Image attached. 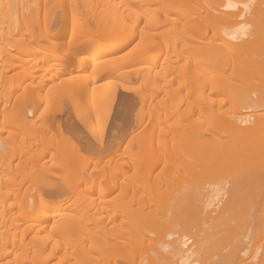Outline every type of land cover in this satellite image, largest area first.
I'll return each mask as SVG.
<instances>
[{
	"label": "bare ground",
	"instance_id": "bare-ground-1",
	"mask_svg": "<svg viewBox=\"0 0 264 264\" xmlns=\"http://www.w3.org/2000/svg\"><path fill=\"white\" fill-rule=\"evenodd\" d=\"M0 264H264V0H0Z\"/></svg>",
	"mask_w": 264,
	"mask_h": 264
},
{
	"label": "rangeland",
	"instance_id": "rangeland-1",
	"mask_svg": "<svg viewBox=\"0 0 264 264\" xmlns=\"http://www.w3.org/2000/svg\"><path fill=\"white\" fill-rule=\"evenodd\" d=\"M97 25L98 26H101L102 25V23H97ZM137 83H135V84H132V85H129V84H126V83H123V84H121L120 86H119V88H118V90L120 91V94H122L123 92H124V90H128V91H130V92H128V93H124V94H126V95H128V96H131L130 94H132V92H134L135 90H137ZM123 104H126V103H124L123 102ZM122 105V104H121ZM125 106V105H124ZM121 125V124H120ZM101 126H103V127H101ZM90 127L91 128H93V136L95 137V138H97V139H103V140H107V136H109L108 135V133H109V131H111V128H110V125H108V126H106V127H104V125H100V126H98V127H95L94 125H90ZM110 129V130H107V129ZM80 129H81V131H83L85 134L87 133V131L85 130V128H83V127H81L80 126ZM88 134V133H87ZM63 137L64 138H69V139H72L73 138V134L71 133V132H67V131H64V133H63ZM31 177L32 176H28V173L26 174V181H25V184L28 182V180L29 179H31ZM34 178V177H33ZM35 179V178H34ZM39 180L37 179V181L36 182H38ZM28 184V183H27ZM26 184V185H27ZM29 185V184H28ZM43 189H48V192L46 191V190H42L43 191V193L45 194V195H47V196H50V195H52V191H51V189H49L48 187H46V188H43ZM49 191H51V192H49ZM49 194V195H48Z\"/></svg>",
	"mask_w": 264,
	"mask_h": 264
}]
</instances>
